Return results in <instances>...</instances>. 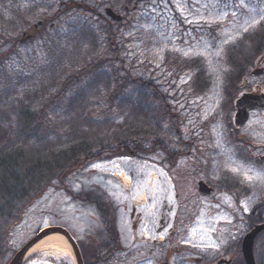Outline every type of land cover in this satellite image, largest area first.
<instances>
[{"label": "trees", "instance_id": "trees-1", "mask_svg": "<svg viewBox=\"0 0 264 264\" xmlns=\"http://www.w3.org/2000/svg\"><path fill=\"white\" fill-rule=\"evenodd\" d=\"M143 1L153 2L0 0V264L12 261L11 234L27 209L51 190L91 216L78 240L85 264L119 263L125 249L115 225L125 196L112 195L97 183L79 191L76 187L101 163L154 162L163 155L160 164L172 173L189 155L180 112L162 78L146 69L135 70L125 54L126 18L139 11ZM107 9L122 15L123 22L107 18ZM24 35L31 40L23 42ZM34 43L37 48L25 50ZM227 56L226 94L234 101L264 57V23ZM145 62L158 63L148 58ZM204 65L167 55L161 69L176 80L192 74L190 92L203 95L210 87ZM217 190L232 194L237 205L253 194L264 195V190L249 189L228 175L219 179ZM244 224L247 232L264 224V200ZM241 244L239 239L218 251L180 250L192 263L245 264ZM145 246L155 257L164 251L163 245ZM169 250L174 256L181 253L178 248ZM254 258L256 264H264V232L255 239ZM38 261L34 256L25 264ZM48 262L70 264L63 259Z\"/></svg>", "mask_w": 264, "mask_h": 264}, {"label": "rangeland", "instance_id": "rangeland-1", "mask_svg": "<svg viewBox=\"0 0 264 264\" xmlns=\"http://www.w3.org/2000/svg\"><path fill=\"white\" fill-rule=\"evenodd\" d=\"M142 4L139 11L126 18L125 54L135 70L146 69L162 78L180 112L183 139L191 151L177 162L172 173L160 164L163 155L156 156L154 162L119 159L95 165L91 168L94 174L83 178L76 190L97 183L112 195L123 194L118 229L124 247L135 259L149 257L145 244L178 248L180 255H172L170 263L179 264L189 262L182 247L211 252L242 239L247 233L244 218L264 200V195L253 194L237 205L235 197L227 192L216 189V194L208 198L198 193L199 182L217 188L219 179L227 175L249 189L264 190V179L256 178L264 177V111L251 114L244 128H234L236 101L244 94L264 95V57L234 101L226 94L227 55L264 23V0H243L246 6L241 0H153ZM223 13L226 15L221 16ZM253 17L258 23H252ZM37 47L34 43L25 50ZM167 55L205 64L210 79L208 91L203 95L190 92L192 74L171 79V74L164 72L168 70L161 69ZM146 58L158 63L154 65V61L151 66ZM232 168L238 172H232ZM88 213L63 193L49 191L27 209L14 228L9 258L47 228L66 229L78 241L91 224ZM132 243L138 245L132 247ZM35 257L39 261L34 264L62 259Z\"/></svg>", "mask_w": 264, "mask_h": 264}, {"label": "water", "instance_id": "water-1", "mask_svg": "<svg viewBox=\"0 0 264 264\" xmlns=\"http://www.w3.org/2000/svg\"><path fill=\"white\" fill-rule=\"evenodd\" d=\"M107 17L111 18L115 22H121L122 18L114 14L111 10L106 11ZM40 24L39 26H41ZM27 41L31 37H24ZM24 41V40H23ZM236 115L234 118L235 129H242L247 125L250 120L251 113L264 111V95L259 97L252 95H244L236 102ZM199 193L203 196H210L212 189H210L206 184L199 183L198 185ZM264 232V225L255 227L251 232H249L242 240V255L245 264H256L254 259V243L256 237ZM60 235L65 238L67 243L71 246L73 250L75 264H84L81 252L76 241L72 238L70 233L62 228H48L41 231L37 236L30 240L12 259L10 264H24L28 252L43 239L53 236ZM218 264H229L227 261H220Z\"/></svg>", "mask_w": 264, "mask_h": 264}, {"label": "bare ground", "instance_id": "bare-ground-1", "mask_svg": "<svg viewBox=\"0 0 264 264\" xmlns=\"http://www.w3.org/2000/svg\"><path fill=\"white\" fill-rule=\"evenodd\" d=\"M121 178L120 176L118 179L121 180ZM35 255L63 258L75 263L71 246L67 243L65 238L60 235H53L43 239L28 252L25 260Z\"/></svg>", "mask_w": 264, "mask_h": 264}, {"label": "flooded vegetation", "instance_id": "flooded-vegetation-1", "mask_svg": "<svg viewBox=\"0 0 264 264\" xmlns=\"http://www.w3.org/2000/svg\"><path fill=\"white\" fill-rule=\"evenodd\" d=\"M144 3V1L142 2ZM210 186V185H209ZM213 189V194L212 196H214L216 194V189L212 186H210ZM118 222L119 220L116 221V229L118 230ZM120 232V230H119ZM124 252L122 253L121 257H120V261L117 264H171L170 263V258L172 257L170 250L168 247L164 248V251L160 253L159 257H146L145 255H143L142 257L135 259L133 258V253L129 250V248H124ZM94 264H98V263H94ZM179 264H200V263H192V262H182Z\"/></svg>", "mask_w": 264, "mask_h": 264}, {"label": "snow or ice", "instance_id": "snow-or-ice-1", "mask_svg": "<svg viewBox=\"0 0 264 264\" xmlns=\"http://www.w3.org/2000/svg\"><path fill=\"white\" fill-rule=\"evenodd\" d=\"M241 4H242V6H246V5L243 4V0H241ZM223 15H226V13L221 14V16H223ZM261 19H264V16H262ZM252 23L253 24L254 23H258V21L255 19V17H253ZM249 26H251V24ZM245 31H247V29H245ZM184 54L188 55V53H184ZM97 167H99V166L97 165ZM231 171L235 173V172H238V169L237 168H232ZM256 178L257 179H264V177H256ZM248 179L251 180V179H253V177L249 176ZM212 247H215V246H212Z\"/></svg>", "mask_w": 264, "mask_h": 264}]
</instances>
